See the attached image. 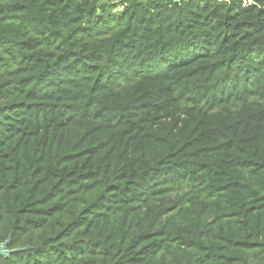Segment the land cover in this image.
<instances>
[{
    "label": "trees",
    "instance_id": "16d2710c",
    "mask_svg": "<svg viewBox=\"0 0 264 264\" xmlns=\"http://www.w3.org/2000/svg\"><path fill=\"white\" fill-rule=\"evenodd\" d=\"M0 264H264V0H0Z\"/></svg>",
    "mask_w": 264,
    "mask_h": 264
},
{
    "label": "water",
    "instance_id": "95a60500",
    "mask_svg": "<svg viewBox=\"0 0 264 264\" xmlns=\"http://www.w3.org/2000/svg\"><path fill=\"white\" fill-rule=\"evenodd\" d=\"M6 245H7V241L0 244V256H8L10 255L12 252H17V250L15 251H9V250H6Z\"/></svg>",
    "mask_w": 264,
    "mask_h": 264
}]
</instances>
